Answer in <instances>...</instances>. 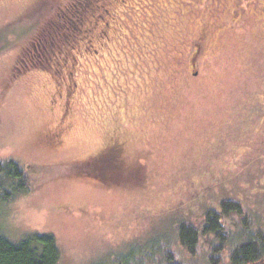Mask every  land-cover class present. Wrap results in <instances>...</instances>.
<instances>
[{"label":"rangeland","instance_id":"rangeland-1","mask_svg":"<svg viewBox=\"0 0 264 264\" xmlns=\"http://www.w3.org/2000/svg\"><path fill=\"white\" fill-rule=\"evenodd\" d=\"M8 160L29 191L0 236L50 234L57 264H230L264 235V0H0ZM222 202L242 214L187 251L178 226Z\"/></svg>","mask_w":264,"mask_h":264},{"label":"trees","instance_id":"trees-1","mask_svg":"<svg viewBox=\"0 0 264 264\" xmlns=\"http://www.w3.org/2000/svg\"><path fill=\"white\" fill-rule=\"evenodd\" d=\"M29 180L22 166L17 162L0 161V201L8 203L29 191ZM230 213L242 214L234 202H222L221 213L208 211L205 214L202 232L181 223L177 238L187 251L194 252L199 234L222 236L221 217ZM60 249L50 234L31 233L19 242H12L0 236V264H57ZM230 264H264V235L257 233L238 245L230 254Z\"/></svg>","mask_w":264,"mask_h":264},{"label":"flooded vegetation","instance_id":"flooded-vegetation-1","mask_svg":"<svg viewBox=\"0 0 264 264\" xmlns=\"http://www.w3.org/2000/svg\"><path fill=\"white\" fill-rule=\"evenodd\" d=\"M200 45L199 44H196L195 45V51H194V54H193V57H191L189 59V62H188V68H189V73L191 76L195 77L197 75V72L195 71V59L197 57V55L199 54L200 52ZM73 69V65H71V67ZM73 74L72 70H69L68 73H67V77H71ZM60 99H61V96H59ZM58 98V97H57ZM56 101L53 100L51 101L52 104H54ZM70 100L68 99V97H65L64 98V101H63V105L61 106V114H60V117L58 119V122H57V126L56 128H53V130L49 131V137L51 140H53L55 143H56V146H59L61 144V138L63 136V133L65 132V123L71 113L70 111ZM122 145V143H121Z\"/></svg>","mask_w":264,"mask_h":264}]
</instances>
